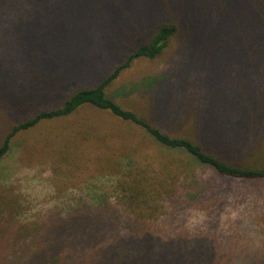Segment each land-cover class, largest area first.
Wrapping results in <instances>:
<instances>
[{
	"label": "trees",
	"instance_id": "16d2710c",
	"mask_svg": "<svg viewBox=\"0 0 264 264\" xmlns=\"http://www.w3.org/2000/svg\"><path fill=\"white\" fill-rule=\"evenodd\" d=\"M73 1L0 0V112L11 121L2 129L0 159L20 132L68 119L90 106L138 127L160 149L184 154L187 163L235 184L263 185L224 192L201 173L193 182L176 171L165 178H159L164 173L159 171L151 178L145 167L125 169L118 172L114 202L95 191H68L70 197L59 198L58 205L42 213L20 253L6 250L0 256L12 264H264V82L260 89L241 85L237 73L247 77L241 73L244 65L235 67L229 58L232 50L247 57L250 76L259 75L264 0H170L172 21L156 24L144 43L146 34H141L142 40L109 73H98V80L89 71L55 66L57 56L62 62L85 34L78 29L73 35L65 27L64 19L79 9ZM147 1L155 7L154 0H124L109 20L119 21L122 29L139 27L150 13L138 15L137 5ZM100 2L120 5L118 0ZM119 9L132 17L120 16ZM176 38L177 56L164 71L167 81L161 82L162 75L151 79L150 86L159 92L148 119L108 95L134 61L157 59ZM233 76L240 83L235 82L236 88L230 87ZM76 123L75 133L81 136L73 143L75 150L88 138L82 136L85 123ZM76 160L71 150L65 152L69 167ZM228 206L236 208L235 215L222 220ZM191 215L197 219L189 224Z\"/></svg>",
	"mask_w": 264,
	"mask_h": 264
},
{
	"label": "rangeland",
	"instance_id": "374dc122",
	"mask_svg": "<svg viewBox=\"0 0 264 264\" xmlns=\"http://www.w3.org/2000/svg\"><path fill=\"white\" fill-rule=\"evenodd\" d=\"M76 1L71 3H76L79 9L70 18L68 15L64 19L68 21L65 27H69L67 32L73 35L75 32L78 34V29L85 34L74 41V47L70 48V53L62 62H59L57 56L55 66L68 71L74 68L78 71H89L96 80L99 75L103 77L109 73L116 60L130 52L142 40L141 34H146L142 41L144 43L150 37L147 33H152L156 24L158 25L165 18L169 19L166 22L172 21L171 16H173L167 4L170 0H154L155 7H150L147 1L141 3L142 6L137 5V14L143 15L146 10L150 13L149 19L142 21L139 27H128V25L122 29L119 21L109 20L108 15L116 8H123L124 0H118L119 6L113 3H106L105 6L100 0ZM118 14L126 19L132 17L128 15L127 10L119 9ZM51 18L55 19V16ZM178 42H180L179 38L172 40L167 50L153 61L145 58L134 61L108 89V95L122 108L148 119L152 112L153 96L159 92L158 89L153 90L150 86L151 79L162 75L165 81L161 82L167 81L164 71L172 65L177 56L174 53ZM110 50L112 53L108 54ZM231 52L229 58L232 64L234 65L235 61V67L241 62L244 65L241 73L245 72L247 77L242 78L243 75L237 73L241 85L260 89L264 82V65L260 66L264 60L257 59L259 75L250 76L247 70L249 59L245 56L240 57L238 52L234 54L233 50ZM235 74L233 72V75ZM209 79L216 86L218 80L212 76ZM230 79V87L236 88V83L240 84L234 76ZM227 80L224 78L223 82ZM204 86L210 87V90L215 88L208 86V83ZM75 88L77 87H71L66 94H70ZM79 120L85 123V132L82 136L88 138L79 143V148L75 150L73 143H76L81 136L75 133L78 126L76 122ZM10 122L0 112V141L4 135L3 126H9ZM89 125L94 126L96 131L91 128L92 131L89 132ZM69 150L78 159L75 164L70 165L71 167L64 162L65 152ZM185 159L182 153L160 149L138 127L90 106L82 108L68 119L40 124L29 131L20 132L12 140L10 151L0 159V252L7 253L6 250H10L11 253L19 252L27 234L39 224L42 213L55 204L58 205L59 198L70 197L68 191L76 193L81 191L87 195H90V191H95L99 197L103 196V199L108 198L114 202V196L117 195L115 181L120 177L118 172L125 169L139 171V168L145 167L144 170H149L151 178H155V174L159 171H164L159 178L168 177L171 175L168 172L176 171L189 177L193 182H198L196 173H201L204 179L218 185L224 192L230 188L248 190L249 186L254 188L263 185L235 184L228 179L218 177L208 168H202L196 163H187ZM172 161L175 162L174 166L170 165ZM181 162H185L188 168L183 167ZM161 163H167L168 166L162 168ZM235 210L236 208L226 207L221 214L222 220L229 215H235ZM158 213L161 215L163 211L160 210ZM196 219L191 215L188 218L189 224ZM13 227H17V230H13ZM9 231L13 233L9 234ZM4 256V254L0 256V264L3 262L12 264L10 259Z\"/></svg>",
	"mask_w": 264,
	"mask_h": 264
}]
</instances>
